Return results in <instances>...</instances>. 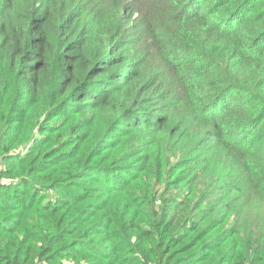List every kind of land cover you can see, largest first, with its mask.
Instances as JSON below:
<instances>
[{
	"label": "trees",
	"instance_id": "1",
	"mask_svg": "<svg viewBox=\"0 0 264 264\" xmlns=\"http://www.w3.org/2000/svg\"><path fill=\"white\" fill-rule=\"evenodd\" d=\"M0 264H264V0H0Z\"/></svg>",
	"mask_w": 264,
	"mask_h": 264
}]
</instances>
